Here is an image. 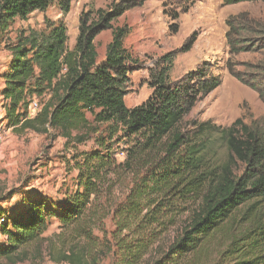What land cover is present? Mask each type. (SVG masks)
I'll use <instances>...</instances> for the list:
<instances>
[{"label":"trees","instance_id":"trees-1","mask_svg":"<svg viewBox=\"0 0 264 264\" xmlns=\"http://www.w3.org/2000/svg\"><path fill=\"white\" fill-rule=\"evenodd\" d=\"M72 1L0 0V33L52 4L68 13ZM145 1L110 0L106 8L82 12L73 48L66 23L50 19L44 30L25 31L9 44L12 56L0 88L8 127L78 144L94 137L95 147L74 156L76 189L58 204V213L35 194L24 200L22 210L12 212L2 206L6 200H0V218H5L0 226L7 237L6 244H0V260H13L22 246L42 240L51 215L92 244L94 228L111 217L114 229L106 243L116 264H264V131L244 124V137L238 138L235 124L221 129L211 121L197 125L191 135L178 130L195 105L222 83L207 65L171 78L177 54L192 47L196 32L149 68L150 97L134 107L126 105L136 59L125 45L131 26L116 23ZM179 16L170 14L173 20ZM226 22L231 54L264 49V21L241 12ZM105 30H111L112 37L99 60L95 39ZM171 31H179L178 22L171 24ZM252 68L264 75V66ZM229 72L264 99L263 86L244 80L233 66ZM45 94L49 98L32 116L33 98ZM216 133L229 150L220 163L209 154ZM124 139L129 141L122 151L125 159L117 162L114 144ZM234 155L242 171L235 169ZM119 167L134 175L133 183L124 199L102 206L103 188L112 187L110 175ZM152 250H158L154 261L148 259ZM62 259L67 264H100L99 255L88 256L75 247Z\"/></svg>","mask_w":264,"mask_h":264},{"label":"rangeland","instance_id":"rangeland-1","mask_svg":"<svg viewBox=\"0 0 264 264\" xmlns=\"http://www.w3.org/2000/svg\"><path fill=\"white\" fill-rule=\"evenodd\" d=\"M110 0H73L68 13H63L56 4L45 11H35L27 19H17L5 33H0V88L1 76L8 70L11 60L9 44L17 41V36L30 30L41 31L46 28V20H62L68 27L69 47L73 48L78 35L79 18L82 12L106 8ZM187 8V12L185 11ZM164 10L168 14L164 13ZM249 12L250 16L264 21V0H244L226 4L223 0H146L142 5L128 10L121 16L118 25L128 24L131 31L125 38V45L136 59L132 63L130 82L125 102L134 107L145 102L151 95L148 85L149 68L166 52L180 49L185 42L197 33V39L186 52L177 54L171 78L176 80L190 71L207 65L213 75H219L221 85L204 99L199 101L192 111L179 124L178 130L193 134L196 126L211 121L221 129L235 124V136L243 138V125L259 127L264 131V99L259 92L240 79L231 75L229 66L244 80L264 87V75L254 74L253 66H264V49L230 53L227 41V19L231 15ZM180 16L173 20L170 14ZM179 23V31L172 33L171 24ZM112 37L111 30L101 32L95 39L99 60L106 54L107 44ZM249 67V68H248ZM259 69L258 72H261ZM257 75L258 78L255 76ZM49 94L34 97L41 107ZM0 98V200L5 210H22L30 194L39 195L46 200L47 208L59 212L58 204L65 202L67 194L76 189L78 170L74 156L77 151H91L95 147L94 137L85 143L68 142L66 138L53 134H42L32 130L17 133L9 128L5 119V110ZM127 139L114 144L117 162H123L128 146ZM209 154L218 163L229 157L225 141L214 135ZM235 169L244 168L236 158ZM112 187L103 188L101 204L113 205L124 199L131 187L134 175L119 167L110 175ZM1 221V220H0ZM47 227L42 240L22 246L19 255L13 260L1 259L0 264H67L62 254L71 247L83 250L88 256L99 255L100 264H116V256L109 253L106 243L114 229L111 217L100 221L94 228L95 242L79 236L73 228L61 225L57 217L48 216ZM222 242L221 240H217ZM7 237L0 226V244H6ZM214 250L217 248V243ZM158 251V250H157ZM152 250L150 261L158 257ZM20 258V259H18ZM153 258V259H152Z\"/></svg>","mask_w":264,"mask_h":264},{"label":"built area","instance_id":"built-area-1","mask_svg":"<svg viewBox=\"0 0 264 264\" xmlns=\"http://www.w3.org/2000/svg\"><path fill=\"white\" fill-rule=\"evenodd\" d=\"M40 106L39 104L36 102V101H33L30 105V114L33 116L35 115L39 110H40ZM4 217L0 218V222H3L4 221Z\"/></svg>","mask_w":264,"mask_h":264}]
</instances>
